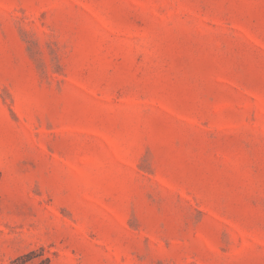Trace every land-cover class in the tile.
<instances>
[{
  "label": "rangeland",
  "instance_id": "obj_1",
  "mask_svg": "<svg viewBox=\"0 0 264 264\" xmlns=\"http://www.w3.org/2000/svg\"><path fill=\"white\" fill-rule=\"evenodd\" d=\"M264 264V0H0V264Z\"/></svg>",
  "mask_w": 264,
  "mask_h": 264
},
{
  "label": "trees",
  "instance_id": "obj_2",
  "mask_svg": "<svg viewBox=\"0 0 264 264\" xmlns=\"http://www.w3.org/2000/svg\"><path fill=\"white\" fill-rule=\"evenodd\" d=\"M48 260H46V263L45 264H47L48 262H47Z\"/></svg>",
  "mask_w": 264,
  "mask_h": 264
}]
</instances>
